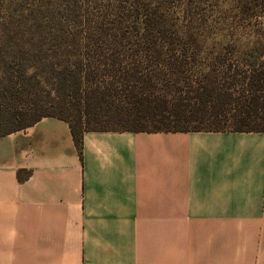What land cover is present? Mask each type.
<instances>
[{
    "label": "crops",
    "instance_id": "obj_1",
    "mask_svg": "<svg viewBox=\"0 0 264 264\" xmlns=\"http://www.w3.org/2000/svg\"><path fill=\"white\" fill-rule=\"evenodd\" d=\"M0 264H264V131L1 136Z\"/></svg>",
    "mask_w": 264,
    "mask_h": 264
},
{
    "label": "trees",
    "instance_id": "obj_2",
    "mask_svg": "<svg viewBox=\"0 0 264 264\" xmlns=\"http://www.w3.org/2000/svg\"><path fill=\"white\" fill-rule=\"evenodd\" d=\"M45 116L264 131V0H0V137Z\"/></svg>",
    "mask_w": 264,
    "mask_h": 264
},
{
    "label": "rangeland",
    "instance_id": "obj_3",
    "mask_svg": "<svg viewBox=\"0 0 264 264\" xmlns=\"http://www.w3.org/2000/svg\"><path fill=\"white\" fill-rule=\"evenodd\" d=\"M212 46H213V45H212L211 43H209V44L207 45V48H208V47L211 48ZM215 47H216V48H215ZM220 47H221L220 44H217L216 46H214L215 49L220 48Z\"/></svg>",
    "mask_w": 264,
    "mask_h": 264
}]
</instances>
